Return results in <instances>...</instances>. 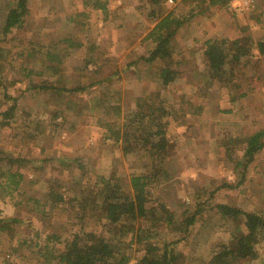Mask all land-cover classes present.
<instances>
[{
	"label": "rangeland",
	"instance_id": "374dc122",
	"mask_svg": "<svg viewBox=\"0 0 264 264\" xmlns=\"http://www.w3.org/2000/svg\"><path fill=\"white\" fill-rule=\"evenodd\" d=\"M104 1L106 19L92 8L93 0H26L20 22L3 35L2 11L16 7V0H3L0 111L15 108L8 116L0 114V166L18 170L22 177L13 192L0 187V217L18 215L21 220L11 224L10 231L0 230V264H42L32 254L31 238L45 239L46 233L60 236L62 243H54L58 248L80 229L109 237L89 207L83 213L78 206H51L47 192L52 187L68 199L78 195L80 178L114 175L117 192L123 194L130 192V176L146 167L144 151L123 154L104 127L122 123L106 104L97 105L103 94L111 100L110 89H120L122 113L136 111L135 97L146 95L169 107V177L152 184L144 201L158 208L157 215L161 204L174 213L172 225L161 229V240L182 264H210L213 250L230 242L244 221L242 214L235 220L221 217L218 204L264 217V199L257 197L255 183L248 182L256 173L253 164L243 169L248 139L264 128V52L255 49L234 65L223 88L208 79L203 42L239 37L264 42V0L246 9L236 5L239 0H163L159 5L152 0ZM152 10L172 12L182 21L171 41L178 76L166 87L123 71L152 47L145 38L155 21L149 16ZM89 53L95 55L94 62L87 61ZM47 54L54 58L46 65ZM69 101L86 108L77 113L67 108ZM11 159L19 162L10 166ZM253 161L264 162V147ZM28 197L43 203L40 212L29 211L23 203L16 207V200ZM186 220H192L188 233ZM119 223L121 239L128 241L132 233L133 240L123 264H136L144 250L136 236L144 222L126 218ZM255 248V257L232 264H264V241Z\"/></svg>",
	"mask_w": 264,
	"mask_h": 264
},
{
	"label": "trees",
	"instance_id": "16d2710c",
	"mask_svg": "<svg viewBox=\"0 0 264 264\" xmlns=\"http://www.w3.org/2000/svg\"><path fill=\"white\" fill-rule=\"evenodd\" d=\"M163 0H152L159 5ZM226 2L229 0H218ZM3 0H0V8ZM92 8L100 10L106 19L108 14L107 2L104 0H93ZM26 10V0H16L15 8H4L2 11V31L7 35L14 26L20 22V15ZM153 18L154 24L146 33L145 38L150 40L152 47L146 56H141L135 61L130 62L124 68V72L134 75L139 80L155 81L161 87H166L176 81L178 70L174 66V49L172 39L182 25V21L168 12L160 15L152 10L149 14ZM204 63L209 80H214L221 87L228 84L227 76L233 70L234 65L238 64L242 58L250 56L255 49L260 53L264 52V42L255 41L250 37H239L230 41L225 38H209L203 42ZM0 47V59L2 56ZM44 62L47 65L54 57L47 54ZM89 53L87 61L94 62L96 58ZM53 71L57 70L56 65H48ZM56 68V69H55ZM1 82V78H0ZM76 89H70L74 93ZM110 99L106 94L102 95L97 101L98 106L106 104L109 112L113 116L122 119L120 125L112 126L106 123V131L111 132L113 144L120 147L123 154L144 151L147 159L146 167L139 173H133L129 179L130 192L119 194L113 183V177L97 175L94 180L78 181V195L66 198L62 197L59 190L50 187L47 192V201L51 206L68 204L78 206L84 213V209L89 207L91 215L102 222V225L109 232V237L93 231L80 229L74 231L71 237L64 240L61 247H56L54 243H62L57 233L45 235V239L31 238L33 240L32 254L35 255L37 263L46 264H123L127 261L131 253L132 233L128 241L121 239L120 221L137 218L144 222V227L139 230L136 240L143 246L144 250L138 258L136 264H182L180 256L174 254L168 248L169 243L161 240L162 227H170L173 222L174 213L163 204L158 208H150L144 201L149 196V187L157 181L169 177V172L165 167L167 161V150L171 142L170 135L172 129L170 125V109L165 107L162 102L150 100L149 96L135 97L137 110L122 113L120 89H110ZM243 95V93H241ZM106 98V99H105ZM76 99V98H73ZM72 100V98H71ZM108 100V101H107ZM110 102V103H109ZM15 105L0 111L3 116H8L14 110ZM68 109H75L77 113L83 111V103L69 101ZM112 110V111H111ZM108 111V109H107ZM57 113H61L58 110ZM3 122V121H0ZM4 124V123H2ZM110 136H106L111 139ZM264 128L256 135L248 139L244 148L243 157L245 162L243 169L247 170L249 164L254 160L255 154L264 147ZM2 159L0 158V161ZM12 163L19 162L18 159L10 160ZM65 164L66 161H56ZM66 165V164H65ZM19 167V166H18ZM81 176L87 173L83 166L80 167ZM22 174L18 170L12 171L10 167L3 170L0 166V187L13 192L18 186ZM59 187L62 185L58 184ZM23 203L31 212H40L41 203L39 200L28 197L27 201L16 200V207ZM218 213L223 218L237 219L239 215L244 216L242 228L232 235L231 241L221 244L213 250L209 259L210 264H232L239 259L256 256V244L264 241V217L258 212L244 211L237 206L229 204H218ZM151 217L149 218V216ZM20 217L14 215L4 219L0 217V230H11L10 225L19 223ZM191 221V222H190ZM186 220L185 233L189 232L192 220ZM147 223H150L146 225ZM172 231V230H171ZM29 238V237H27ZM29 239H23L26 243ZM162 246H161V244ZM26 245V244H24Z\"/></svg>",
	"mask_w": 264,
	"mask_h": 264
},
{
	"label": "crops",
	"instance_id": "0c3cea01",
	"mask_svg": "<svg viewBox=\"0 0 264 264\" xmlns=\"http://www.w3.org/2000/svg\"><path fill=\"white\" fill-rule=\"evenodd\" d=\"M251 163L253 164L252 169H255L256 173L254 177H251L250 175L248 182L255 183L254 189L256 190L257 197L264 199V162L252 161Z\"/></svg>",
	"mask_w": 264,
	"mask_h": 264
},
{
	"label": "built area",
	"instance_id": "2783aa9c",
	"mask_svg": "<svg viewBox=\"0 0 264 264\" xmlns=\"http://www.w3.org/2000/svg\"><path fill=\"white\" fill-rule=\"evenodd\" d=\"M169 3H173L174 0H166ZM255 0H239V2L236 4L240 7V9H246L249 7H253Z\"/></svg>",
	"mask_w": 264,
	"mask_h": 264
}]
</instances>
